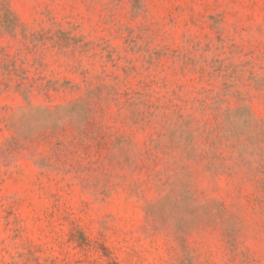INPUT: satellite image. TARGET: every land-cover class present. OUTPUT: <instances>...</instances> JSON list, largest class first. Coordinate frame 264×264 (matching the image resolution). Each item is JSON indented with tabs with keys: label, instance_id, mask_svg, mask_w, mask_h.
Here are the masks:
<instances>
[{
	"label": "rangeland",
	"instance_id": "obj_1",
	"mask_svg": "<svg viewBox=\"0 0 264 264\" xmlns=\"http://www.w3.org/2000/svg\"><path fill=\"white\" fill-rule=\"evenodd\" d=\"M0 264H264V0H0Z\"/></svg>",
	"mask_w": 264,
	"mask_h": 264
}]
</instances>
